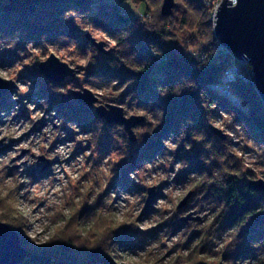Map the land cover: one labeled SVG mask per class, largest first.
Returning a JSON list of instances; mask_svg holds the SVG:
<instances>
[{
	"label": "rangeland",
	"instance_id": "rangeland-1",
	"mask_svg": "<svg viewBox=\"0 0 264 264\" xmlns=\"http://www.w3.org/2000/svg\"><path fill=\"white\" fill-rule=\"evenodd\" d=\"M31 1L0 0V78L12 89L0 98V221L16 231L20 245L55 264H84L95 249L87 252V248L96 246L97 239L109 241L116 233L121 245L108 255L111 264H261L256 249L249 251L246 243L233 240L239 229L223 226L206 202L205 179L190 171L186 156L195 151L162 122L154 125L149 115L155 120L159 116L145 112L129 95L127 85L88 74L116 49L115 41L89 21L92 10L96 13V6L103 3L115 4L124 14L149 19L144 6L134 0H89L84 13L76 7L64 11ZM174 2L165 31L175 36L174 42H180V50L196 52L208 41L214 43L207 28H195L199 16L192 2ZM161 3L159 0L156 8L159 15ZM154 10L150 11L153 16ZM65 12L68 16L62 18ZM87 33L104 41L110 54L93 47L85 38ZM183 38H191V46ZM8 44L12 46L5 47ZM50 54L67 61L75 69L74 76L59 85L45 78L38 66ZM82 59L84 65L79 64ZM161 65L154 68L153 75L160 73ZM21 87L27 91L21 92ZM59 88H87L98 97L97 105L113 104L122 107L126 117L142 116V122L133 128L136 139L129 140L123 126L108 124L95 115L94 106L79 103L71 92L66 96L59 93ZM222 113L230 120H224ZM216 123L226 136L229 165L241 168L248 183L264 176L262 146L245 127L234 123L232 115L222 109L210 121L214 127ZM165 141L176 148L170 149ZM201 142L196 141L197 148L209 147ZM61 147L65 155L56 154ZM111 157L119 159L113 162ZM177 163L182 165L179 169ZM105 166L114 173L106 184L102 180ZM160 176L166 178L148 185ZM151 187L155 194L146 207ZM39 192L44 195H37ZM177 192L184 194L177 196ZM189 192L184 206L178 207ZM261 195L264 199V192ZM133 200L137 202L133 204ZM122 205L127 206L123 215ZM26 214L41 217V223L51 221L43 233L51 234L48 241L36 244L32 240ZM261 214L264 222V203ZM69 225L88 245L60 252L61 235Z\"/></svg>",
	"mask_w": 264,
	"mask_h": 264
},
{
	"label": "trees",
	"instance_id": "trees-1",
	"mask_svg": "<svg viewBox=\"0 0 264 264\" xmlns=\"http://www.w3.org/2000/svg\"><path fill=\"white\" fill-rule=\"evenodd\" d=\"M134 1L144 6V13L149 14V19L124 14L115 4L103 3L96 6V13L92 10L89 21L115 41L116 49L102 63L98 61L99 66L88 71V74L93 78L104 79L107 83L127 85L129 95L136 99L145 112H151L155 116L159 109L164 110L162 123L176 136L180 135L183 142L195 151L192 155L186 152L188 165L190 171L205 179L203 193L216 218L228 229H239L233 240L246 243L249 251L256 249L259 252L257 255H261L259 261L264 264V222L261 214L263 192L248 188L241 168L229 165L231 155L227 151L226 141L220 139L210 128L215 112L218 109L225 110L232 115L234 123L243 125L249 135L262 146L264 154V108L254 85L239 79L232 84L234 95L243 108H247L246 111L235 107L208 87L219 79L227 63L231 61L230 57L217 54L218 40L214 35L208 8L198 6L190 0L193 11L199 16L195 28H207L215 40L214 43L208 41L194 55L193 50H180V42H174L175 36L165 31L170 18L158 14L156 8L159 0ZM31 2L48 4L51 9L56 7L64 11L76 7L84 12L90 6L89 0ZM152 8H155L154 16L150 13ZM182 21L186 22V19L183 18ZM190 40L192 41L191 38H183L187 47L191 46ZM203 54L205 59L201 60L200 55ZM158 65H161L160 73L153 75L154 68ZM197 140L209 147L204 150L197 148ZM72 228L69 225L61 235L62 243L58 248L60 252L78 250L88 245L86 239L81 240L79 233ZM96 241V246L87 248V252L91 248L98 251H90L87 254L89 259L84 264H111L108 255L116 252L121 239L115 233L109 241L108 238ZM31 254L28 252L27 258L19 264H36L29 261Z\"/></svg>",
	"mask_w": 264,
	"mask_h": 264
},
{
	"label": "water",
	"instance_id": "water-1",
	"mask_svg": "<svg viewBox=\"0 0 264 264\" xmlns=\"http://www.w3.org/2000/svg\"><path fill=\"white\" fill-rule=\"evenodd\" d=\"M228 1L219 7L216 12L217 26L214 35L221 45L226 47L238 60H246L252 65L253 85L263 104L264 108V0H238L234 8H228ZM175 8L174 0H162L160 13L163 17L172 15ZM86 40L102 53L110 54L105 49L104 41L95 40L91 34H85ZM247 54L246 56L244 54ZM39 72L55 84H61L67 77L75 74V69L61 61L54 54L40 62ZM12 91L10 84L0 78V98ZM73 98L79 103L91 107L94 106V113L97 117L104 119L108 124H119L123 126L128 139H136L133 128L143 120L142 116L131 115L126 117L120 106L113 104H96L98 97L85 88L81 91L71 92ZM211 130L220 138L225 139L221 130L210 126ZM248 188L257 192H264V181L257 179L248 183ZM154 187L148 188L146 207L152 203L154 198ZM191 193L189 192L178 207L184 206ZM190 215L183 218L186 221ZM28 256V252L20 245L18 234L7 224L0 221V264H19ZM29 261L36 264H50L51 259L46 256L31 254Z\"/></svg>",
	"mask_w": 264,
	"mask_h": 264
},
{
	"label": "clouds",
	"instance_id": "clouds-1",
	"mask_svg": "<svg viewBox=\"0 0 264 264\" xmlns=\"http://www.w3.org/2000/svg\"><path fill=\"white\" fill-rule=\"evenodd\" d=\"M215 3H216V6H217V13H218V10H219V7L224 3V0H215ZM238 4V0H228V3H227V7L228 8H234L236 7ZM68 16V13H62V18H67ZM217 26V20H215L213 22V29H215V27ZM17 38H19V34L17 33ZM107 39V37H105ZM12 45L11 44H8V45H5V47H11ZM27 47L31 48V43L29 42V44L27 45ZM245 56L247 55L246 53L244 54ZM65 63H67V61H65ZM86 63L85 60H79V64L80 65H84ZM197 67H200L199 65H197ZM248 69L251 70L252 68V65L251 64H248L247 65ZM0 75H3L2 73H0ZM5 79H10L11 77L9 76H4ZM68 88H72L71 85H68L67 86ZM87 87V85H86ZM20 91L21 92H26L27 91V88L26 87H21L20 88ZM57 91L59 93H63V95H68L69 92H72V93H75L77 90L76 89H73L72 91H68L66 88H59L57 89ZM36 115H40V113H36ZM157 115L159 116V120H155V119H152V117L149 115V119L152 120V123L155 125V124H158L160 122H162L163 120V117H164V110L163 109H159L157 111ZM223 119L228 121L230 120V117L227 115V114H224L222 113L221 114ZM215 127L217 128H220L221 127V124L220 123H216L215 124ZM139 143V141H138ZM165 144L170 148V149H175L176 148V145L169 142V141H165ZM27 145H25L26 147ZM33 151H35V149H33ZM56 154H60V155H65V149L63 147L59 148L57 150V153ZM113 162H115L117 159H119V157H111L110 158ZM182 165L180 163H177L175 165L176 169H179ZM103 177H102V180H103V183H107V181L112 178V176L114 175V173L111 171V167L110 166H105L103 168ZM133 179H135V175L133 173H130L129 174ZM166 177L164 176H160L157 178V180H150L148 181V185L151 186L152 184L154 183H157L159 179H164ZM259 179H264V176H260ZM33 192H35V189H33ZM37 195H41L43 196L44 193L43 192H39V193H36ZM184 193L183 192H177V196H182ZM125 199H129L128 197L125 196ZM137 201L136 200H133L132 203L135 204ZM51 203V201H50ZM122 208L124 209V211L121 213V215L124 214V212L127 211V206H124L122 205ZM26 217H27V223L30 224L32 226V229L31 231H29L28 235L32 237V240H35L36 241V244H40L42 242H46L49 240L50 238V235L51 234H48V235H44V231H45V228L47 227V225L51 222L50 220L48 219H45L42 223L40 222L41 221V217L39 216H35V215H28L26 214ZM39 235V238H37V235ZM27 237V236H26ZM28 238V237H27ZM35 244V245H36Z\"/></svg>",
	"mask_w": 264,
	"mask_h": 264
},
{
	"label": "built area",
	"instance_id": "built-area-1",
	"mask_svg": "<svg viewBox=\"0 0 264 264\" xmlns=\"http://www.w3.org/2000/svg\"><path fill=\"white\" fill-rule=\"evenodd\" d=\"M195 1L198 6L206 7L209 9L211 15V21L213 23L215 21L216 12H217V6L215 0H195ZM141 16L142 15L140 14V17ZM193 54L195 55V52H193ZM217 54L223 57L224 56L230 57L231 61L227 63V66L220 75L219 79L215 82L210 83L208 87L212 91L225 97L234 106L238 108H242L246 111L247 108H243L241 102L234 95L232 90V84L237 79L242 80L244 82L253 83L252 68L251 70H249L247 67V65L249 64L248 61L236 59L226 47H224L219 43V41L217 42ZM200 59L201 60L205 59V55L204 54L200 55ZM159 61H161V59L158 60V62Z\"/></svg>",
	"mask_w": 264,
	"mask_h": 264
},
{
	"label": "bare ground",
	"instance_id": "bare-ground-1",
	"mask_svg": "<svg viewBox=\"0 0 264 264\" xmlns=\"http://www.w3.org/2000/svg\"><path fill=\"white\" fill-rule=\"evenodd\" d=\"M57 85H59V84H57Z\"/></svg>",
	"mask_w": 264,
	"mask_h": 264
}]
</instances>
